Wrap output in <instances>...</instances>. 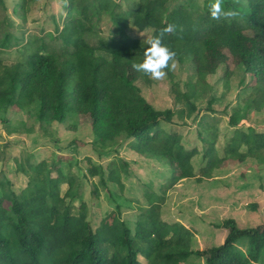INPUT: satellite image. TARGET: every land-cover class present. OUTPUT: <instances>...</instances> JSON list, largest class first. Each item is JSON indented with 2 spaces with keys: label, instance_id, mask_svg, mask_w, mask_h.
<instances>
[{
  "label": "trees",
  "instance_id": "1",
  "mask_svg": "<svg viewBox=\"0 0 264 264\" xmlns=\"http://www.w3.org/2000/svg\"><path fill=\"white\" fill-rule=\"evenodd\" d=\"M245 2L241 6L223 0L224 10L237 15L213 20L210 0H125L126 7L117 0H65L67 16L61 28L26 37L17 34L27 20L26 1L15 10L22 21L18 24L6 16L5 1L0 0V108L31 110L38 125L24 131L37 134L36 139H55L56 123L77 131L81 117L88 116L96 149L122 145L140 157L177 167L175 179L163 190L167 193L184 176L197 183L217 178L226 163L252 160L264 166V132L246 125L251 112L264 113L262 44L256 34L246 35L264 33V0ZM105 18L112 25L109 36L102 35L99 26ZM169 24L175 31L164 42L176 52V64L193 63L197 76L194 82H180L175 70H166L175 107L159 110L136 84L149 86L153 81L132 67L142 62L146 44L130 30H151L153 36ZM13 50L18 56L8 61ZM232 59L241 63L251 84L242 90L244 99L238 96L225 106V135H231L222 141L218 125L208 119H216L214 104L231 90ZM219 65L226 66V73L211 85L208 78ZM220 82L224 91L218 94ZM192 124L201 129L202 149L187 147L182 127L175 126ZM112 157L106 166L89 160L84 177L116 185L122 193L129 166L116 151ZM33 160L30 154L15 159L20 166L13 171L28 179L19 192L0 172V264H144L140 257L147 264H182L192 256L206 259V264H264V224L243 229L234 219L224 220L218 226L229 232L224 243L194 254L197 232L152 217L149 207L163 200L149 190L148 207L141 209L134 228L117 205L92 231L88 208L75 192L77 176L54 179L52 159ZM1 161L6 158L0 156ZM92 194H99L97 187ZM5 202L10 203L8 209ZM105 226L111 227L109 233ZM243 247L247 249H239Z\"/></svg>",
  "mask_w": 264,
  "mask_h": 264
},
{
  "label": "rangeland",
  "instance_id": "2",
  "mask_svg": "<svg viewBox=\"0 0 264 264\" xmlns=\"http://www.w3.org/2000/svg\"><path fill=\"white\" fill-rule=\"evenodd\" d=\"M4 1L6 16L21 24L22 21L16 16L15 10L23 0ZM25 1L27 20L21 24L22 28L17 34L24 33L26 37L29 35L40 37L54 32L57 27H62L63 20L67 16L65 0ZM117 1L126 7L125 0ZM236 4L244 6L246 2L236 0ZM99 26L102 35L109 36L112 28L110 21L105 18ZM130 34L144 42L147 37L151 36L152 31L140 33L131 29ZM255 34L261 41L264 54V33H246L249 37ZM12 54L7 56L8 61H14L18 56L16 50H13ZM229 65L234 73L230 79L231 90L222 102L214 104L213 107L218 112L213 115L216 119H208L210 124L218 125L219 137L222 141L231 135L229 133L231 131L225 135L228 120L224 115L225 106L235 103L238 96H243L244 91L242 90L247 87L245 85L251 84L250 77H246L248 75L238 60L232 59ZM225 73L226 66L219 65L212 70V75L208 78L209 84H218L217 82ZM175 75L177 81L194 82L197 76L196 68L191 62L177 64ZM244 79L246 83L242 85ZM136 84L141 88L144 98L156 109L168 110L175 107L174 96L170 92V83L167 78L153 81L149 86L144 81H138ZM223 91L224 88L220 82L218 94ZM201 108L205 110L207 104L203 102ZM6 110L0 108V156L6 158L5 162H0V172L5 173L6 177L13 182L14 189L19 192L27 186L28 179L23 173L18 174L13 171L15 166L16 168L18 166L17 169L20 166V162L16 165L15 159L20 160L26 154L34 157L33 162L52 159L55 164L54 179L69 173L77 176L75 192L80 195L84 205L88 208L92 231L109 213L115 211L117 205L121 206L123 219L131 228H134L137 215L140 214L141 209L148 207L145 197L147 190L158 194L163 200L162 203L149 207L152 217L159 216L169 223L179 222L197 232L191 249L194 254L224 243L229 232L218 227L224 220L234 219L243 229L256 228L264 224V166L257 165L255 161L226 163L222 167L220 176L213 180L204 179L203 183H197L184 176L178 185L167 193L163 190L170 180L175 179L176 172H179L177 167L169 168L155 160L140 157L122 145L109 151L96 149L91 119L88 116L81 117L77 131H66L63 126L56 123L53 125V130L57 133V136L56 133L54 135L55 139H36L37 134H27L24 131L26 128L32 129L38 125L31 110L21 111L14 107H8ZM251 114L252 112L248 119L250 126L264 131V113L256 118ZM175 126L182 127L183 142L187 147L197 146L202 149L198 136L201 129L199 130L197 124ZM19 131L22 132L19 133ZM114 151L129 166V174L124 177L125 190L122 193L116 185L109 183L104 186L98 178L84 177L89 167V160L96 165L106 166L107 162L113 158ZM194 163L198 170V161ZM94 187L98 188L99 194H92ZM62 188L65 191L67 185ZM1 195L0 191V197ZM74 203L80 205V201L75 200ZM4 206L8 209L10 203L5 202ZM110 231V226L104 227L105 233ZM239 249L246 250L247 248ZM140 261L147 264V260L143 257H140ZM182 264H206V259L192 256Z\"/></svg>",
  "mask_w": 264,
  "mask_h": 264
},
{
  "label": "clouds",
  "instance_id": "3",
  "mask_svg": "<svg viewBox=\"0 0 264 264\" xmlns=\"http://www.w3.org/2000/svg\"><path fill=\"white\" fill-rule=\"evenodd\" d=\"M210 17L213 20L229 18L237 15L232 11H225L223 0H210L208 5ZM175 31V25L169 24L162 28L158 35L147 37L144 41L146 47L143 52V60L132 65L133 69L141 72L153 81H161L166 78L167 71H174L177 67L176 52L165 42L164 37Z\"/></svg>",
  "mask_w": 264,
  "mask_h": 264
},
{
  "label": "crops",
  "instance_id": "4",
  "mask_svg": "<svg viewBox=\"0 0 264 264\" xmlns=\"http://www.w3.org/2000/svg\"><path fill=\"white\" fill-rule=\"evenodd\" d=\"M252 117H254V118H256L257 116H260L261 115V113H258V112H252ZM249 119V118H248ZM246 125L248 126H250V123H248V120H247V123H246ZM252 125V124H251ZM252 127H254V126H252ZM262 132H264V131H262ZM132 153H134V152H132ZM134 154H136V153H134ZM137 155V154H136ZM222 170V169H221ZM216 179V178H215ZM213 180V179H212Z\"/></svg>",
  "mask_w": 264,
  "mask_h": 264
}]
</instances>
